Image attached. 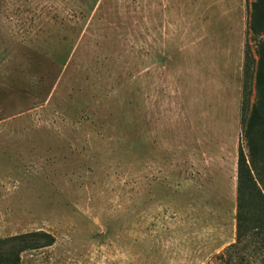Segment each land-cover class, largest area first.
<instances>
[{
	"label": "rangeland",
	"instance_id": "obj_1",
	"mask_svg": "<svg viewBox=\"0 0 264 264\" xmlns=\"http://www.w3.org/2000/svg\"><path fill=\"white\" fill-rule=\"evenodd\" d=\"M252 2L0 0V239H54L19 264H264L229 249Z\"/></svg>",
	"mask_w": 264,
	"mask_h": 264
},
{
	"label": "trees",
	"instance_id": "obj_2",
	"mask_svg": "<svg viewBox=\"0 0 264 264\" xmlns=\"http://www.w3.org/2000/svg\"><path fill=\"white\" fill-rule=\"evenodd\" d=\"M247 22V37L253 36L257 49L254 55L248 43L245 45L242 141L237 158L236 243L229 249L237 248L253 235L262 237L264 249V0H253ZM53 242V237L44 233L0 239V264H19L21 252ZM8 243H13L12 254L5 249Z\"/></svg>",
	"mask_w": 264,
	"mask_h": 264
}]
</instances>
